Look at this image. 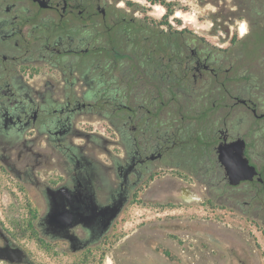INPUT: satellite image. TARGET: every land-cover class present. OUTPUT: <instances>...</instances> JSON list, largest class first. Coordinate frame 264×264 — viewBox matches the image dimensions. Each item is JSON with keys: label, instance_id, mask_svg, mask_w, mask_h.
<instances>
[{"label": "flooded vegetation", "instance_id": "obj_1", "mask_svg": "<svg viewBox=\"0 0 264 264\" xmlns=\"http://www.w3.org/2000/svg\"><path fill=\"white\" fill-rule=\"evenodd\" d=\"M212 1L204 40L0 0V173L41 199L46 264H264V0ZM23 241L0 224L34 264Z\"/></svg>", "mask_w": 264, "mask_h": 264}, {"label": "rangeland", "instance_id": "obj_2", "mask_svg": "<svg viewBox=\"0 0 264 264\" xmlns=\"http://www.w3.org/2000/svg\"><path fill=\"white\" fill-rule=\"evenodd\" d=\"M115 1L119 2L124 12L129 10L131 17L147 20L158 29L181 30L202 37L204 40H206L207 29L212 23L211 11L214 10L215 6L212 0H166L171 4L170 8L158 4L152 5L146 0ZM128 2L133 5H127ZM222 3L227 8H235L232 6L231 0H224V2L222 0ZM249 11V9L244 8V13ZM246 24H239V35L242 33L241 27H244L245 32H248ZM261 26H263V23L262 25L257 23L255 31H259ZM3 175L0 173V224L10 234L15 231L21 238H25V241L21 244L29 253L34 264H46L43 248L26 241L28 233L25 229L26 220L32 216V213L40 212L42 201L31 190L19 194L14 185H11V181L6 177V174L3 173ZM20 241L22 240L20 239ZM0 264L7 263L0 262Z\"/></svg>", "mask_w": 264, "mask_h": 264}, {"label": "water", "instance_id": "obj_3", "mask_svg": "<svg viewBox=\"0 0 264 264\" xmlns=\"http://www.w3.org/2000/svg\"><path fill=\"white\" fill-rule=\"evenodd\" d=\"M25 256L24 251L18 247L11 248L8 245L0 247V261L8 264H19L23 261Z\"/></svg>", "mask_w": 264, "mask_h": 264}, {"label": "trees", "instance_id": "obj_4", "mask_svg": "<svg viewBox=\"0 0 264 264\" xmlns=\"http://www.w3.org/2000/svg\"><path fill=\"white\" fill-rule=\"evenodd\" d=\"M146 1L149 2L152 5L158 4V5H162V6L166 7V8H170V5H171L169 2H166V0H146ZM127 5L131 6L133 4L128 2Z\"/></svg>", "mask_w": 264, "mask_h": 264}, {"label": "bare ground", "instance_id": "obj_5", "mask_svg": "<svg viewBox=\"0 0 264 264\" xmlns=\"http://www.w3.org/2000/svg\"><path fill=\"white\" fill-rule=\"evenodd\" d=\"M241 30H242V32H244V31H245V29H244L243 27H241Z\"/></svg>", "mask_w": 264, "mask_h": 264}]
</instances>
